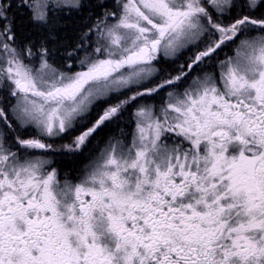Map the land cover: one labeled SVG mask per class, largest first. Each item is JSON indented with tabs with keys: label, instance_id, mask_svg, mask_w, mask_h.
<instances>
[{
	"label": "snow or ice",
	"instance_id": "6c2138e0",
	"mask_svg": "<svg viewBox=\"0 0 264 264\" xmlns=\"http://www.w3.org/2000/svg\"><path fill=\"white\" fill-rule=\"evenodd\" d=\"M0 264H264V0H0Z\"/></svg>",
	"mask_w": 264,
	"mask_h": 264
}]
</instances>
